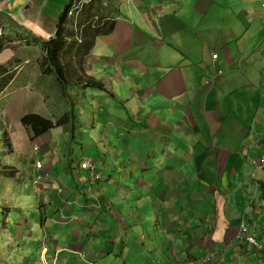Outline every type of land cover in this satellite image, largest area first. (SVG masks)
I'll return each instance as SVG.
<instances>
[{
  "label": "crops",
  "instance_id": "crops-1",
  "mask_svg": "<svg viewBox=\"0 0 264 264\" xmlns=\"http://www.w3.org/2000/svg\"><path fill=\"white\" fill-rule=\"evenodd\" d=\"M259 1L99 0V12L114 28L96 38L72 73L104 88L71 77L77 81L66 92L85 116L79 125L76 116L73 137L59 128L68 149L89 125L96 134H83L81 144L90 138L105 156L97 167L102 176L91 188L87 170L64 165L71 179L63 188L65 179L51 170L65 151L53 148L51 130L40 139L45 151L31 148L17 167L10 163L15 173L5 162L9 153L0 152V264H99L106 254L122 264H199L211 248L220 264H264V168L250 160L264 152ZM69 2L0 0V40L53 36ZM33 78L24 80L30 92L19 99L22 113L53 117ZM118 158L120 177L130 180L124 193L110 187V162ZM44 170L49 177L35 182ZM36 207L41 215L33 222ZM243 220L261 247L237 238Z\"/></svg>",
  "mask_w": 264,
  "mask_h": 264
},
{
  "label": "rangeland",
  "instance_id": "rangeland-1",
  "mask_svg": "<svg viewBox=\"0 0 264 264\" xmlns=\"http://www.w3.org/2000/svg\"><path fill=\"white\" fill-rule=\"evenodd\" d=\"M264 2V0H260L257 5H261V3ZM220 20H214L212 22H219ZM214 27L220 26L219 23H214ZM216 36L219 37V34L216 30ZM76 36V35H75ZM31 38V37H30ZM76 39V37H74ZM78 42H80L78 39H76ZM0 52L8 53V55H1L2 62L0 66V87L1 83L6 77L12 78L11 82H8L6 86H3L0 89V117L3 118L0 120V122L4 125L6 128V133H3V131L0 130V152L3 151V155L9 153L8 161H5L8 163L7 168H10L9 170H13L12 172L15 173V167L10 166V163H13L16 165L21 164V159L23 157V153L30 152L31 148L34 151H37L38 154H41L42 149L45 151L44 146L41 144L40 139L49 138L50 134L52 135V141L55 142L53 148L56 151H59V149H62L65 151V155L61 158L60 156L57 157V160H60L56 165L52 166L51 173L56 177H62L65 179L64 181H61V185L63 188L68 185V180L71 179V176L66 174L64 170H62V167L64 165L72 166L74 168H78L79 165H81V161L83 159H96L100 156V160L97 161L98 167H100L99 164L103 163V160L105 156L101 153L100 149L97 147L96 144L90 143V138L85 141L84 144H81L84 142L81 138L83 134H87L88 136H92L96 134L94 131H88L89 125L86 124V127H84V130L82 132H79V135L76 138H73V142H70L69 147L67 149L64 146V143L61 142L60 139H64V130L59 128L60 126H56L53 129H51V133H47L46 136L40 135V136H34L30 134L31 132L26 129L20 122V118L23 115L24 107H22L20 97L22 93L30 92L29 89L25 90L24 80L29 77H36L33 78L36 83L40 86L41 89H38L40 92V101L46 105V109L50 111L52 114L53 119H57L60 117L67 109L64 107L65 97L67 98V94H65L63 90V84L56 83L58 82L57 78L53 75H49L44 72L43 65L41 64V59L43 57V49L42 45L38 40L29 39V38H23L22 36L19 37L18 34L11 35L8 34L5 36L2 40H0ZM29 43L31 45H29ZM26 44V45H25ZM4 45L5 48L1 49ZM13 54V55H12ZM20 71V72H19ZM19 74L17 75V73ZM40 74V77H37V75ZM74 74V73H73ZM71 77H74L71 74ZM75 77H80V73L75 74ZM33 79H31L33 81ZM35 91V89H34ZM37 92V91H36ZM32 95V94H31ZM67 95V96H66ZM91 98L87 100L85 103L90 107V110L92 109V105L90 104ZM21 103L22 105H19ZM35 107L39 108V105L36 102L32 103ZM69 110V108H68ZM73 111L76 113L78 120V125L82 121L83 122V116H85L82 112L81 106L75 103L73 104ZM43 115V114H42ZM48 117V116H47ZM82 118V119H81ZM1 124V125H2ZM2 125V126H3ZM1 126V127H2ZM36 138V139H35ZM37 148V150H36ZM67 149V151H66ZM17 151H20L19 153ZM18 153V155H17ZM83 158V159H82ZM103 158V159H102ZM41 159V158H40ZM111 159V158H110ZM119 160V158H118ZM33 159V163H34ZM41 162H43L41 160ZM55 163V162H54ZM53 163V164H54ZM120 163L119 167H115L114 165H118ZM119 163L114 161L112 159V163L110 162L111 171L110 173H113V178L111 179L110 187L112 188L115 185H118L119 187V193L123 191L124 189L122 187H127L130 183L129 179H124L120 177L121 172V166H123L122 162L119 160ZM101 168V167H100ZM107 179H104L106 181ZM28 193L31 192V190L28 188ZM132 196V195H129ZM128 196V197H129ZM83 197V196H82ZM127 197V198H128ZM81 198V197H80ZM127 206L128 202L127 199L124 202ZM128 214H129V220L132 219V209H130L128 206ZM49 214V213H48ZM41 212L38 207L35 208V211L33 213V222H37L38 218L40 217ZM151 233L149 235H154L155 229H150ZM252 245V244H251ZM90 252V251H89ZM98 253V252H97ZM101 255L100 253H98ZM100 256H97L94 254V259L99 258ZM106 261L103 262V258H99V264H113L114 262L116 264H122L123 260L119 261L116 257H113L112 254H106Z\"/></svg>",
  "mask_w": 264,
  "mask_h": 264
},
{
  "label": "trees",
  "instance_id": "trees-1",
  "mask_svg": "<svg viewBox=\"0 0 264 264\" xmlns=\"http://www.w3.org/2000/svg\"><path fill=\"white\" fill-rule=\"evenodd\" d=\"M98 6L99 0H92L84 9L80 23H85V26L81 30L80 42L74 38L76 33L69 25L66 13L67 8L62 14L58 22L56 32L53 36L47 39H42L35 35L29 34L32 39L34 38L35 40H38L42 45L43 57L41 59V64L43 65L44 72L49 75H53L57 78L58 82L63 84V92L68 95L67 101L69 102V110H66L57 119L47 117L38 112H27L23 114L20 118V122L34 136L45 134L56 126H62L65 132H67L71 137H73L72 135L75 133L77 125L74 122L76 118V115L73 111L74 103L72 96L66 92L68 83L77 81L71 79V74L75 77V74L72 73V68L75 63L81 67L84 58L91 52L96 38L99 35L111 32L115 24L114 20H104L101 22V19L95 23L89 21L94 15H101ZM1 68L3 67L0 66V71ZM80 78L83 79V84L85 86L104 88L102 82L95 80L83 73L80 74ZM10 79V77H6L1 83L0 89L3 86H6ZM1 119L2 118L0 117V120ZM1 124L2 123L0 122V130L7 134L6 128L3 124V126Z\"/></svg>",
  "mask_w": 264,
  "mask_h": 264
},
{
  "label": "built area",
  "instance_id": "built-area-1",
  "mask_svg": "<svg viewBox=\"0 0 264 264\" xmlns=\"http://www.w3.org/2000/svg\"><path fill=\"white\" fill-rule=\"evenodd\" d=\"M91 1L92 0H70L68 7H67L66 13H67V19L69 21V25L76 33L75 37L79 41H81V30L85 26V23H80V19H81L84 9ZM101 19H102L101 22H103L104 20H113L109 16H105V15L102 16V15L96 14L93 17H91L89 21L95 23L96 21L101 20ZM0 34H1V31H0ZM212 57L216 59L218 57V53L214 52L212 54ZM250 160L254 164L264 168V152L259 157H255V156L250 157ZM34 165L38 167H42L41 159L36 158L34 161ZM81 167L87 170V172L89 173V182L92 188L93 184L96 181L100 180L102 176V172L97 170V167H98L97 160L96 159H84L81 161ZM43 177H46V178L49 177V172L47 170L46 171L44 170L38 174H35L33 180L35 182H38ZM59 192H62V188L59 189ZM93 205L95 206L94 203L91 206ZM237 238L240 240H243L246 243L252 244L254 247H261L260 240L258 239L256 234L251 232L248 223L244 220L240 223L238 227ZM193 261H194L193 259H189L183 264H192ZM198 262L199 264H220L219 254L217 253L216 249H213V248L208 249L207 252L201 258L198 259Z\"/></svg>",
  "mask_w": 264,
  "mask_h": 264
},
{
  "label": "clouds",
  "instance_id": "clouds-1",
  "mask_svg": "<svg viewBox=\"0 0 264 264\" xmlns=\"http://www.w3.org/2000/svg\"><path fill=\"white\" fill-rule=\"evenodd\" d=\"M259 239V238H258Z\"/></svg>",
  "mask_w": 264,
  "mask_h": 264
}]
</instances>
